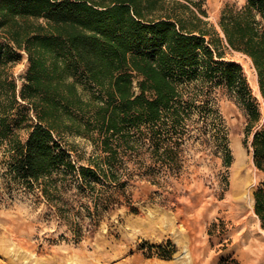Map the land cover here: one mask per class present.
<instances>
[{
  "label": "trees",
  "instance_id": "obj_1",
  "mask_svg": "<svg viewBox=\"0 0 264 264\" xmlns=\"http://www.w3.org/2000/svg\"><path fill=\"white\" fill-rule=\"evenodd\" d=\"M204 4L0 0L2 177L41 197L75 240L110 210H133L128 182L177 171L189 140L230 165L219 90L243 112L244 144L251 137L264 174L262 113L241 65L225 60L227 51L248 57L264 99V0L226 3L219 30ZM23 54L25 72L14 76ZM69 137L92 146L84 161ZM253 196L264 227V190ZM160 250L170 259L173 248Z\"/></svg>",
  "mask_w": 264,
  "mask_h": 264
},
{
  "label": "rangeland",
  "instance_id": "obj_2",
  "mask_svg": "<svg viewBox=\"0 0 264 264\" xmlns=\"http://www.w3.org/2000/svg\"><path fill=\"white\" fill-rule=\"evenodd\" d=\"M244 1L205 0L206 19L219 30L222 7H241ZM225 60L243 69L262 113L259 129L264 126V99L254 87L253 64L234 51H227ZM26 67L23 54L12 68L14 76ZM215 99L230 165L189 140L177 171L164 172L155 182L134 175L127 186L133 210L125 205L110 210L79 240L41 197L7 184L0 155V264H218L224 258L264 264V227L253 210V194L264 190V174L253 164L251 137L244 144L243 112L221 90ZM68 140L84 161L92 146L78 137ZM160 248H173L170 259L161 258Z\"/></svg>",
  "mask_w": 264,
  "mask_h": 264
},
{
  "label": "bare ground",
  "instance_id": "obj_3",
  "mask_svg": "<svg viewBox=\"0 0 264 264\" xmlns=\"http://www.w3.org/2000/svg\"><path fill=\"white\" fill-rule=\"evenodd\" d=\"M247 58H248V57H247ZM248 60L251 61L249 58H248ZM253 78H254V80H256V75H254ZM254 87H255V89H256L257 92H258V85H257V82H256V81L254 82Z\"/></svg>",
  "mask_w": 264,
  "mask_h": 264
}]
</instances>
